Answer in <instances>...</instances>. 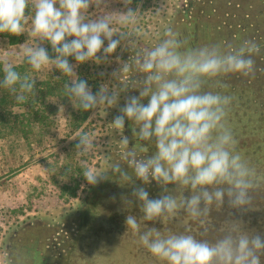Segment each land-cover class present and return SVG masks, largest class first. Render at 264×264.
I'll use <instances>...</instances> for the list:
<instances>
[{
	"label": "clouds",
	"instance_id": "obj_1",
	"mask_svg": "<svg viewBox=\"0 0 264 264\" xmlns=\"http://www.w3.org/2000/svg\"><path fill=\"white\" fill-rule=\"evenodd\" d=\"M103 3L104 0H0V33L22 34L31 8L30 36L40 43L23 49L26 63L36 72L51 66L62 74L57 79L71 77L65 85L67 97L83 111L112 108L118 104L121 92L128 90L109 89L102 84L93 93L87 82L77 77L76 65L69 62L72 57L77 65L89 61L100 64L121 46L124 34L114 31L111 14L95 19L85 15L91 7L99 8ZM122 3L126 10L121 12L119 22L134 25L139 8L130 6L133 0ZM44 44L51 45L54 55ZM259 52L251 41L235 48L229 45L226 50L220 46L186 49L169 28L156 46L135 60L140 78L131 88L137 89L139 96L127 98L111 124L119 131L124 130L126 120L131 121L133 137L153 143L156 150L143 158L134 148L124 153L122 158L134 179L120 164L112 166V174L119 175L120 185L123 182L132 186L131 196L121 198L126 209L139 207V220L136 215H127V231L138 235L139 243L159 264H264V234L247 229L243 220L234 215L254 210L256 193L264 189V178L236 150V140L226 125L232 98L203 90L207 81L220 76L254 77V56ZM2 65L0 88L14 94L17 103L25 102L36 80L27 73L21 75L10 62ZM128 70V63H124L120 72ZM73 139L78 140L77 155L94 147L88 133ZM121 141L129 144L126 136ZM82 174L91 185L108 178L90 168ZM153 181L163 190L154 199L146 190ZM224 209L228 210V219L212 241L197 239L190 231L162 232L154 226L141 231V221L164 223L183 211L207 232L211 213Z\"/></svg>",
	"mask_w": 264,
	"mask_h": 264
},
{
	"label": "rangeland",
	"instance_id": "obj_2",
	"mask_svg": "<svg viewBox=\"0 0 264 264\" xmlns=\"http://www.w3.org/2000/svg\"><path fill=\"white\" fill-rule=\"evenodd\" d=\"M188 1L133 0L130 6L139 8L134 25L119 22L121 12L126 10L122 0H104L101 7H91L85 14L88 19L111 14L114 17V31L124 34V38L117 51L103 63L89 61L77 65L74 58L69 57V62L76 65L74 70L77 77L86 81L93 93L98 92L102 84L109 89L121 90V82L131 76L129 71L120 70L124 63H128L132 51L135 49L136 60L140 55V42L165 33L164 29H158L159 25L166 27L174 19L176 11L186 7ZM32 14L29 8L18 42L0 36V60L10 62L21 75L27 73L32 76L40 96L35 102V110L29 101L9 105L11 124L0 131V264H6L3 247L8 230L13 225L35 216L60 217L82 200L91 185L84 178L83 170L90 168L101 173L106 165L105 149L112 133L111 108L105 106L83 111L78 104L74 107L65 89L71 77L57 79L62 74L51 66L36 72L26 63L23 49L40 43L30 36ZM43 46L51 51L50 44ZM137 76L135 71V78ZM236 78L239 77L236 75ZM81 133L91 136L94 147L87 153L77 155L78 140L73 138ZM75 184H78V188L76 194L72 195L70 187ZM162 191L151 190L149 196L158 198ZM172 194L179 196L174 191ZM121 198L115 197L114 201L107 202L105 206L121 209L105 211L99 216V221L107 217L106 224L86 231L72 264H159L139 243L138 235L130 229L127 231V215H136L139 220L140 211L138 206L125 209ZM235 218L242 219L247 229L264 234V204L259 206L254 202V210L239 213ZM227 219V209L213 211L211 223L207 225L209 230L205 232L204 226L183 212L164 223L141 221V230L154 226L162 232L165 229L173 233L190 231L197 239L212 241L219 236L218 229Z\"/></svg>",
	"mask_w": 264,
	"mask_h": 264
},
{
	"label": "flooded vegetation",
	"instance_id": "obj_3",
	"mask_svg": "<svg viewBox=\"0 0 264 264\" xmlns=\"http://www.w3.org/2000/svg\"><path fill=\"white\" fill-rule=\"evenodd\" d=\"M185 6L176 11L174 19L166 27L159 25L158 29L174 30L186 49L220 46L221 50H226L229 45L235 48L245 41L254 42L260 49L259 54L254 56V77L229 74L207 81L203 88L204 91L219 92L232 98L227 118L237 115L240 110L244 111V115H250L253 102H264V0H189ZM163 38L164 33L141 41L138 52L142 55ZM128 65L131 77L120 84L121 90L125 87L128 90L121 92L118 104L110 109V124L120 115L127 98L139 96V91L131 88L140 78L135 68V49L128 57ZM135 71L138 75L136 78ZM144 102L147 103V100ZM131 124V121L126 120L124 130L119 131L112 126L105 149L106 165L99 173L108 178L90 185L82 200L71 211L60 217H30L8 230L3 247L6 264H72L86 231L106 224L107 217L99 221V216L105 211L108 213L121 209L107 207V202L114 201L115 197H121L124 193L131 196L132 186L123 182L120 185V177L112 174V166L120 164L129 176H133L122 158L124 153L134 148L138 156L143 158L156 150L153 143L141 142L133 137ZM122 136L128 138V145L122 143ZM136 184L141 182L136 181ZM146 190L152 194L151 190L155 192L161 188L153 181L146 186Z\"/></svg>",
	"mask_w": 264,
	"mask_h": 264
},
{
	"label": "trees",
	"instance_id": "obj_4",
	"mask_svg": "<svg viewBox=\"0 0 264 264\" xmlns=\"http://www.w3.org/2000/svg\"><path fill=\"white\" fill-rule=\"evenodd\" d=\"M0 36L7 37L12 42H18L20 35H10L0 33ZM50 55H54L52 50ZM3 78V65L0 60V79ZM39 94L35 86L33 93L28 94L26 101L30 102L31 107L35 108V102L39 99ZM251 114L244 115V111H239L237 115L226 118V125L230 128L235 140L236 150L242 154L251 167H254L261 178H264V102H253ZM18 104L15 95L4 88H0V131L6 130L9 122V105ZM35 110V109H34ZM38 111V110H36ZM84 118V117H83ZM82 118V119H83ZM19 122V121H17ZM14 122V124H17ZM78 184L70 187L72 195L76 194ZM65 189V187H64ZM188 195V193H186ZM255 203L261 206L264 204V189L258 191ZM182 213L183 212H179ZM222 215V214H221ZM238 217L239 213H234ZM240 217V216H239ZM143 231V230H141Z\"/></svg>",
	"mask_w": 264,
	"mask_h": 264
}]
</instances>
